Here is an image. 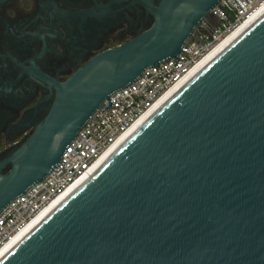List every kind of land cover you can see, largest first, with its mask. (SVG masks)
<instances>
[{
    "label": "water",
    "instance_id": "95a60500",
    "mask_svg": "<svg viewBox=\"0 0 264 264\" xmlns=\"http://www.w3.org/2000/svg\"><path fill=\"white\" fill-rule=\"evenodd\" d=\"M119 1L84 11L41 4L49 15L86 20L103 19ZM220 2L133 0L152 15L149 29L67 81L51 79L50 112L0 164H11L0 172V214L60 165L103 102L113 107L114 92L147 67L178 60ZM0 264H264V7L17 237Z\"/></svg>",
    "mask_w": 264,
    "mask_h": 264
},
{
    "label": "flooded vegetation",
    "instance_id": "af4514ba",
    "mask_svg": "<svg viewBox=\"0 0 264 264\" xmlns=\"http://www.w3.org/2000/svg\"><path fill=\"white\" fill-rule=\"evenodd\" d=\"M42 1L47 0H9L0 7V164L50 112L57 92L51 79L67 81L99 52L153 24L147 8L133 0L116 2L103 19L89 16L86 20L49 15ZM111 1L53 0L69 11L108 6ZM10 169V163L4 164L0 172Z\"/></svg>",
    "mask_w": 264,
    "mask_h": 264
},
{
    "label": "built area",
    "instance_id": "2783aa9c",
    "mask_svg": "<svg viewBox=\"0 0 264 264\" xmlns=\"http://www.w3.org/2000/svg\"><path fill=\"white\" fill-rule=\"evenodd\" d=\"M229 1V2H228ZM221 0L184 44L178 60L147 67L142 77L111 95L66 148L60 165L15 198L0 214V250L79 178L178 82L235 29L254 16L264 0ZM232 5H230V4Z\"/></svg>",
    "mask_w": 264,
    "mask_h": 264
},
{
    "label": "bare ground",
    "instance_id": "6f19581e",
    "mask_svg": "<svg viewBox=\"0 0 264 264\" xmlns=\"http://www.w3.org/2000/svg\"><path fill=\"white\" fill-rule=\"evenodd\" d=\"M262 8H263V7H262ZM262 8H261V9H262ZM261 9H260V10H261ZM260 10H259V11H260ZM259 11H258V12H259ZM258 12H257V13H258ZM257 13H256V14H257ZM256 14H255V15H256ZM252 17H253V16H252ZM252 17H251V18H252ZM251 18H250V19H251ZM250 19H249V20H250ZM249 20H247V21L244 22L240 27H238L237 29H235V30H234V31H233V32H232L227 38H225V39H224V40H223L218 46H216V47H215V48H214V49H213V50H212V51H211V52H210V53H209V54H208V55H207L202 61H204V60H205V59H206V58H207L212 52H214L217 48H219V47H220V46H221V45H222V44H223V43H224L229 37H231L236 31H238V30H239L244 24H246ZM202 61H201V62H202ZM201 62H200V63H201ZM200 63H198V64H197V65H196V66H195V67H194L189 73H191V72H192V71H193V70H194V69H195ZM189 73H188V74H189ZM182 80H183V79H182ZM182 80H181V81H182ZM181 81H180V82H181ZM180 82H178L177 84H179ZM177 84H176V85H177ZM176 85H174V86H173V87H172V88H171V89H170V90H169V91H168V92H167V93H166V94H165L160 100H162V99H163V98H164V97H165V96H166V95H167V94H168V93H169V92H170V91H171ZM160 100H159V101H160ZM159 101H158V102H159ZM158 102H157V103H158ZM146 114H147V113H146ZM146 114H145V115H146ZM145 115H144V116H145ZM144 116H143V117H144ZM143 117H141V118H143ZM141 118H140V119H141ZM140 119H139V120H140ZM139 120H138V121H139ZM138 121H137V122H138ZM137 122H136V123H137ZM136 123H135V124H136ZM135 124H134V125H135ZM134 125H133V126H134ZM133 126H132V127H133ZM132 127H131V128H132ZM131 128H130V129H131ZM130 129H129V130H130ZM129 130H128V131H129ZM124 135H125V134H124ZM124 135H123V136H124ZM120 139H121V138H120ZM120 139H119V140H120ZM119 140H118V141H119ZM118 141H117V142H118ZM113 146H114V145H113ZM113 146H112V147H113ZM112 147H111V148H112ZM111 148H110V149H111ZM110 149H108V150L102 155V157H103V156H104V155H105ZM102 157H101V158H102ZM101 158H100V159H101ZM100 159H99V160H100ZM99 160H98V161H99ZM81 178H82V177H81ZM81 178H79L76 182H74L69 188L66 189V191H64V192H63L61 195H59L55 200H53V201L51 202L50 205H48L45 209H43V210H42V211H41V212H40V213H39V214H38V215H37V216H36V217H35V218H34V219H33V220H32V221H31V222H30V223H29V224H28V225H27L22 231H21V232H19V233H18V234H17V235H16V236L10 241V242H8V243H7V244H6V245L0 250V254H1V253H2V252H3V251H4V250H5V249H6V248H7V247H8V246H9V245H10V244L16 239V238H17V237H19V236H20V235H21V234H22V233H23V232H24V231H25V230H26V229H27V228H28V227H29V226L35 221V220H37V219H38V218H39V217H40V216H41V215H42V214H43V213H44V212H45V211H46V210H47V209L53 204V203H55V202H56V201H57V200H58V199H59L64 193H66V192H67V191H68L73 185H75V184H76Z\"/></svg>",
    "mask_w": 264,
    "mask_h": 264
}]
</instances>
